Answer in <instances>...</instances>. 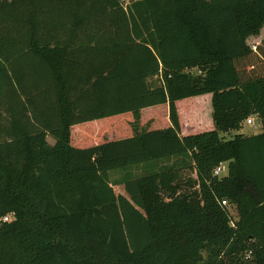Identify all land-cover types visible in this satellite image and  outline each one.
<instances>
[{
    "label": "trees",
    "instance_id": "1",
    "mask_svg": "<svg viewBox=\"0 0 264 264\" xmlns=\"http://www.w3.org/2000/svg\"><path fill=\"white\" fill-rule=\"evenodd\" d=\"M262 29L264 0H0V264H264Z\"/></svg>",
    "mask_w": 264,
    "mask_h": 264
},
{
    "label": "rangeland",
    "instance_id": "2",
    "mask_svg": "<svg viewBox=\"0 0 264 264\" xmlns=\"http://www.w3.org/2000/svg\"><path fill=\"white\" fill-rule=\"evenodd\" d=\"M131 0H121V2L123 3V5H126L130 2ZM263 41H264V29H262V31L260 32V35L258 37H254L249 39L248 43L250 46H253V44L255 43L256 46L260 47L261 50H264V45H263ZM259 50V49H258ZM154 82V81H153ZM208 100V98H207ZM206 99H203L202 97L194 99L193 101L197 104L198 106V113L196 114V132H203L209 129L213 128V122H212V113L211 110L212 108L210 107V105L208 104V101ZM184 105L181 107L183 108ZM248 118H251L253 120V124H247L246 121L243 123L242 126V131L246 136H250V135H255L261 132V121L257 116H250ZM247 118V119H248ZM48 143L50 145L54 144V141L52 138L48 137ZM140 171V170H138ZM114 171L110 172V177L113 178H117L118 174L114 173L112 174ZM184 174V182H186L188 179H191L193 177V173L191 171H185L183 172ZM226 171L222 172L220 174V176H225ZM230 210V214H232L234 217L236 216V210L233 207H229ZM246 259V258H245ZM243 260H240L238 258H236L233 263L234 264H242Z\"/></svg>",
    "mask_w": 264,
    "mask_h": 264
},
{
    "label": "built area",
    "instance_id": "3",
    "mask_svg": "<svg viewBox=\"0 0 264 264\" xmlns=\"http://www.w3.org/2000/svg\"><path fill=\"white\" fill-rule=\"evenodd\" d=\"M246 123L247 124H253V120L251 119V118H248L247 120H246ZM224 171H226V167L224 166V165H220V166H218L216 169H215V171H214V175L215 176H219L222 172H224ZM221 204L223 205V206H226V201H222L221 202ZM2 221L3 222H8V221H10V217L9 216H7V217H4V218H2Z\"/></svg>",
    "mask_w": 264,
    "mask_h": 264
},
{
    "label": "crops",
    "instance_id": "4",
    "mask_svg": "<svg viewBox=\"0 0 264 264\" xmlns=\"http://www.w3.org/2000/svg\"><path fill=\"white\" fill-rule=\"evenodd\" d=\"M241 133H243V131L241 130ZM244 134V133H243ZM47 142H48V138H47ZM52 145H54V144H52Z\"/></svg>",
    "mask_w": 264,
    "mask_h": 264
}]
</instances>
